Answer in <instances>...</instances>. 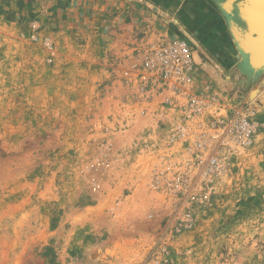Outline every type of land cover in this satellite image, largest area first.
<instances>
[{
    "label": "rangeland",
    "instance_id": "1",
    "mask_svg": "<svg viewBox=\"0 0 264 264\" xmlns=\"http://www.w3.org/2000/svg\"><path fill=\"white\" fill-rule=\"evenodd\" d=\"M136 1L90 27L119 9L0 0V264H264V71L215 82L192 47L208 98L190 113L147 66L188 33ZM238 109L247 139L227 127Z\"/></svg>",
    "mask_w": 264,
    "mask_h": 264
},
{
    "label": "crops",
    "instance_id": "2",
    "mask_svg": "<svg viewBox=\"0 0 264 264\" xmlns=\"http://www.w3.org/2000/svg\"><path fill=\"white\" fill-rule=\"evenodd\" d=\"M127 2L128 0H60L59 6L62 9L66 8L67 11L68 9H74L77 11V15L81 14L84 7L83 3L92 9L91 3H95L97 9L93 13L97 14L96 12H98L97 15L102 13L104 15L112 14L111 9H119L118 18L115 19L106 20L102 17V21L96 16L91 18L88 22L90 27H93L102 22V24L109 22L112 25L125 15H135L136 11L134 9L137 8L139 2L136 1V5L131 6V9H128L129 11L126 10ZM226 2L227 0H144L146 5L150 4L151 6L174 10L176 14L174 17L175 19L177 17L178 20L170 19V21L166 20V23L169 25L168 27L183 26L185 28L188 39L193 45L194 57L201 74H207L211 80L217 82L220 81L221 71L230 68L232 71L236 70L238 73L245 74L247 76L246 80L251 81L256 74L263 72L264 69H259V67L253 65V61L250 62L249 54L244 52L231 27L235 24L240 33L245 32L241 33L242 39L246 38L244 35L250 37L254 25L250 17H253L259 11L260 6L250 0H235L227 8L225 6ZM142 7L144 6L142 5ZM145 14L144 11L143 13L140 12L137 17L155 22L152 14L149 15L148 12ZM177 21H181V23ZM246 43L248 44V40Z\"/></svg>",
    "mask_w": 264,
    "mask_h": 264
},
{
    "label": "built area",
    "instance_id": "3",
    "mask_svg": "<svg viewBox=\"0 0 264 264\" xmlns=\"http://www.w3.org/2000/svg\"><path fill=\"white\" fill-rule=\"evenodd\" d=\"M153 50V55L147 62L148 68L172 83L175 88L188 91L190 113L201 114L204 112L208 97L193 94L190 91L194 87L196 66L193 49L189 42L181 37L165 39ZM248 115L242 109L236 110V113L229 117L227 127L247 139L253 132V124Z\"/></svg>",
    "mask_w": 264,
    "mask_h": 264
},
{
    "label": "bare ground",
    "instance_id": "4",
    "mask_svg": "<svg viewBox=\"0 0 264 264\" xmlns=\"http://www.w3.org/2000/svg\"><path fill=\"white\" fill-rule=\"evenodd\" d=\"M232 0H227V2L225 3V6L227 8H229L232 4L231 2ZM259 7V11L256 12V14L253 17H250L251 22L254 24L253 27V31L249 36L244 35V37H246L247 39H245V41L248 42V44L244 41L243 45L246 43V48H248V50H254L259 46V51L261 53H254V55L251 54V58H250V62L254 61L255 59L258 60L260 59V57L263 55L262 51H264V47L261 46L262 43L264 44V5H259L257 4ZM237 26V25H236ZM235 24H233V31L237 34L238 38H242L243 36L241 35V33H245V32H241L237 29L238 27H236ZM252 30V28H251ZM250 30V31H251ZM255 34V35H254ZM249 35V34H248ZM262 47V48H261ZM254 52V51H253ZM252 56L255 58L252 59ZM249 64V63H248ZM264 69V68H262Z\"/></svg>",
    "mask_w": 264,
    "mask_h": 264
},
{
    "label": "water",
    "instance_id": "5",
    "mask_svg": "<svg viewBox=\"0 0 264 264\" xmlns=\"http://www.w3.org/2000/svg\"><path fill=\"white\" fill-rule=\"evenodd\" d=\"M233 1H235V0H232L231 2H233ZM250 1H254L256 4H259V5H264V0H250ZM232 30H233V25H232ZM233 33H234V36H235V38L238 40V42H239V44H240V46H242L243 47V49H244V52L245 53H248L249 54V57L251 58V54L252 55H254V53L256 54V53H261L260 51H259V46L256 48V49H254V50H248V48H246V43L243 45V42L245 41V39H242V38H238V36H237V34L233 31ZM248 42H250V41H248ZM261 46H263L264 47V44L262 43V45ZM262 48V47H261ZM254 51V52H253ZM262 53H263V55L260 57V59H258V60H256L253 56H252V59L254 58L255 60L252 62V63H254L253 65H255V66H257V67H259V69L260 68H264V51H262ZM255 56V55H254ZM256 57V56H255Z\"/></svg>",
    "mask_w": 264,
    "mask_h": 264
}]
</instances>
